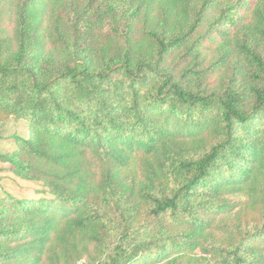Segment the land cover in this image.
Instances as JSON below:
<instances>
[{"label":"trees","instance_id":"16d2710c","mask_svg":"<svg viewBox=\"0 0 264 264\" xmlns=\"http://www.w3.org/2000/svg\"><path fill=\"white\" fill-rule=\"evenodd\" d=\"M9 116L0 264H264V0H0Z\"/></svg>","mask_w":264,"mask_h":264},{"label":"rangeland","instance_id":"374dc122","mask_svg":"<svg viewBox=\"0 0 264 264\" xmlns=\"http://www.w3.org/2000/svg\"><path fill=\"white\" fill-rule=\"evenodd\" d=\"M159 20L160 18L158 16L157 9L151 12L150 17H147L145 23L144 17H142L138 25L140 33H142V35H145L144 33L154 28ZM44 23H47V14L44 15ZM164 24L165 23L162 22V26ZM44 29L45 26L42 27V30ZM202 57L204 67H212V65L219 57L216 46L212 51L204 52ZM225 75L224 70H217L215 72H212L209 77L210 86H215L219 81L221 82ZM28 134V125L25 120L15 118L13 116L1 119L0 152L4 153L14 150L16 148L15 136L27 137ZM5 193H10L18 198H38L42 195L48 194L46 193V188L43 186L41 181L27 180L14 175L9 170V164L2 162V160L0 159V196H3ZM232 220H234V218H232V215L222 214L216 217L214 225L230 223ZM209 238L212 242L219 244L224 241L225 235L221 230L214 228L213 230H211ZM199 255L200 254H198L197 256Z\"/></svg>","mask_w":264,"mask_h":264}]
</instances>
